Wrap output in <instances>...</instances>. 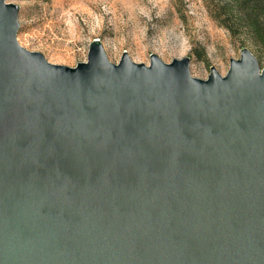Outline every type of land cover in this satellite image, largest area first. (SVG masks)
<instances>
[{"label":"water","instance_id":"obj_1","mask_svg":"<svg viewBox=\"0 0 264 264\" xmlns=\"http://www.w3.org/2000/svg\"><path fill=\"white\" fill-rule=\"evenodd\" d=\"M0 0V264H264V65L75 66Z\"/></svg>","mask_w":264,"mask_h":264},{"label":"rangeland","instance_id":"obj_2","mask_svg":"<svg viewBox=\"0 0 264 264\" xmlns=\"http://www.w3.org/2000/svg\"><path fill=\"white\" fill-rule=\"evenodd\" d=\"M19 6L17 39L56 64L85 61L99 39L108 59L123 51L148 64L190 57V73L206 78L210 66L224 75L231 58L248 48L264 65V45L243 28L230 31L216 17L224 0H14ZM199 54V55H198Z\"/></svg>","mask_w":264,"mask_h":264},{"label":"trees","instance_id":"obj_3","mask_svg":"<svg viewBox=\"0 0 264 264\" xmlns=\"http://www.w3.org/2000/svg\"><path fill=\"white\" fill-rule=\"evenodd\" d=\"M216 17L230 31L243 28L264 45V0H224Z\"/></svg>","mask_w":264,"mask_h":264}]
</instances>
